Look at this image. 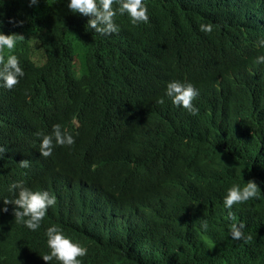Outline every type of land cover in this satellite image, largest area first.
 <instances>
[{"label":"trees","instance_id":"trees-1","mask_svg":"<svg viewBox=\"0 0 264 264\" xmlns=\"http://www.w3.org/2000/svg\"><path fill=\"white\" fill-rule=\"evenodd\" d=\"M177 1L144 0L186 24ZM202 1L210 6L225 0ZM87 19L71 12L66 0H39L31 7L28 0H0V28L24 36L13 53L25 72L13 88L0 86V168L6 160L19 165L39 159L56 166L58 184L79 179L77 211L54 223L67 225L61 226L65 234L87 249L82 264H264V63L246 69L250 83L227 77L248 61L243 51L254 45L242 49L227 37L217 66L207 71L178 52L167 56L174 72L167 63L150 69L126 57L157 56L158 48L141 42L150 40V29L117 14L123 31L101 35L86 28ZM213 31H243L252 43L260 38L253 27L235 22L214 23ZM166 38L182 45L184 37ZM183 76L200 90L193 100L198 110L167 114L177 105L163 96L165 84ZM180 115L182 123L173 122ZM53 123L67 128L74 143L53 144L45 157L35 133H49ZM249 179L260 186L259 195L230 211L251 239L233 240L222 194ZM12 195L0 184V198ZM202 219L207 230L200 228ZM48 225L30 231L26 241L33 250L20 257L0 220V264H58L40 255L48 250Z\"/></svg>","mask_w":264,"mask_h":264},{"label":"clouds","instance_id":"clouds-1","mask_svg":"<svg viewBox=\"0 0 264 264\" xmlns=\"http://www.w3.org/2000/svg\"><path fill=\"white\" fill-rule=\"evenodd\" d=\"M233 0L224 2H210V6L202 0H178L174 3L178 8H185L186 24H179L173 20V14L164 17L156 8L149 6V2L144 0H66L67 8L82 16H87L86 28L101 35H108L123 31V26L116 23L114 17L117 14H126L132 25H140V29H150V39L144 42L152 50L158 48L155 57H148L147 60L140 58V53L126 55L135 64L141 63L152 69L155 63L168 65L169 70L174 72V63L167 56L178 52L182 57H188L197 61L201 71H207L220 58L221 50L227 37L233 44L238 43L244 49L250 42L238 34H219L213 31L214 23H222L224 26L231 23L245 24L256 29L260 38L254 41L257 43L254 63H264V23H261L260 4L256 0H241V4L232 9ZM251 1V3H250ZM39 3V0H28L31 7ZM115 4V7L113 6ZM234 12V13H232ZM199 13V16L196 15ZM248 13L250 16H248ZM239 18L235 19L234 17ZM198 17H205L211 23L201 22ZM3 21L0 20V25ZM16 23H21L16 21ZM163 30V31H159ZM167 35H183L182 45H178L173 40L167 39ZM24 38L22 34L6 33L0 28V86L11 89L20 78L25 75L17 56L12 52L18 40ZM243 43V44H242ZM244 45V46H243ZM135 52H143L136 50ZM254 54V55H255ZM253 55V56H254ZM253 56H246L250 60ZM165 60V61H164ZM194 79L183 76L168 80L164 87L163 96L169 98L173 105L186 109L195 114L198 110L193 104V100L198 96L199 90L192 83ZM156 103H163V97H157ZM35 135L40 138L39 151L42 156H49L55 145H72L74 136L63 128L60 123H53L49 133H42L37 130ZM0 147V152H3ZM29 177H32L30 180ZM58 170L51 162L49 165L37 160L22 159L19 165L10 160L2 163L0 168V184L8 188L13 193L12 198L2 197L0 203V220L5 227V237L11 248L19 252L20 257L25 251H32V247L27 246L30 238V231L40 228L43 222L50 223L44 229L46 237L47 251L40 254L44 261H57L58 264H82L79 257L86 255L87 249L79 241L65 234L59 224L63 222L77 210L73 205L74 197L81 194L79 179L74 177L61 181L58 184ZM261 191L260 186L254 179H249L245 183H233L226 187L222 194V202L225 209H229L228 218L233 221L228 229L233 240H248L251 237L244 236L242 222H235L230 209L234 204H239L257 197ZM200 228L208 229V222L202 219Z\"/></svg>","mask_w":264,"mask_h":264},{"label":"bare ground","instance_id":"bare-ground-1","mask_svg":"<svg viewBox=\"0 0 264 264\" xmlns=\"http://www.w3.org/2000/svg\"><path fill=\"white\" fill-rule=\"evenodd\" d=\"M191 1H193V0H191ZM256 2L258 3L259 2V4H260V9H261V14H260V16H259V20L261 21V23H264V0H256ZM232 3L234 4V5H232V9L233 8H235L237 5H239V4H241V0H233L232 1ZM250 3H251V1H250ZM232 13H234V12H232ZM248 16H250V14L248 13ZM235 19H237V18H239L238 16H235L234 17ZM243 31H241L239 34L240 35H243ZM264 34H262V37H264L263 36ZM251 43L252 42H250L247 46H246V49H248V47H250V45H251ZM258 46H253V49L252 50H250V51H248L249 52V54H250V57L253 55V54H255L256 52H255V49L257 48ZM14 50V49H13ZM13 50H12V52H13ZM248 52L244 49V51H243V55H242V57H245V56H248L249 54H248ZM260 53H264V52H260ZM0 54H3V53H0ZM258 54V53H257ZM257 54H255L250 60H248L246 63H244V64H241L240 66H237L238 67V72H236V71H231V72H229L228 74H227V77H235L239 82H251V80L247 77V76H245V71H246V69L248 68V67H250L251 65V63L254 61V58H255V56L257 55ZM112 58H113V60L114 61H116L115 60V57L114 56H112ZM249 59V58H248ZM217 66V64H215L214 66H213V68H215ZM242 68H245V70H241ZM250 68H253V67H250ZM261 67L259 66L258 68H256V69H260ZM249 73H252V71H249ZM166 75V74H165ZM239 77H242L243 79L241 80ZM194 84V83H193ZM195 85V84H194ZM144 87V86H143ZM198 90H199V88H198V86L196 87ZM199 92H200V90H199ZM167 98V97H166ZM198 100L199 99H195V104L196 105H198ZM172 112H178V113H182V112H186V113H189L190 114V112H188L186 109H184V108H182V107H179V106H175V107H173V108H170V109H168L167 110V114H170V113H172ZM179 121H181V123H182V115H180V117L179 118H175V121H173V122H175L176 124L179 122ZM188 125L190 124V122H188L187 123ZM184 129V128H183ZM32 177H29V179L28 180H30ZM63 223H60V226H62L63 228H66V226L67 225H65V226H63L62 225ZM65 233H67V229H65V231H64ZM43 254V253H42Z\"/></svg>","mask_w":264,"mask_h":264}]
</instances>
